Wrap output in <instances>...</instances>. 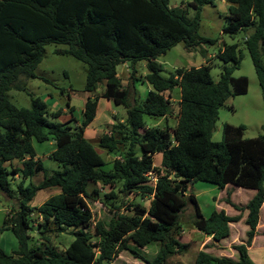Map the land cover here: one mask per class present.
<instances>
[{"label":"trees","instance_id":"16d2710c","mask_svg":"<svg viewBox=\"0 0 264 264\" xmlns=\"http://www.w3.org/2000/svg\"><path fill=\"white\" fill-rule=\"evenodd\" d=\"M224 1L228 4V25L223 32L250 30L244 45L264 107V0ZM211 2L190 0L186 5L193 15L189 17L182 8L171 7L169 0H0V193L10 196V176H20L14 191L17 209L0 227V231L12 233L17 246L10 254L0 248V264H104L123 250L145 264H165L169 256L186 248L174 235L187 204L193 209V226L213 241L228 237L229 223L239 221L241 212H247L245 241L231 246L237 260L199 251L194 264H252L247 247L264 204V135L243 138V125L223 124L221 140H211L219 108L228 98L247 90L245 77H232L241 60L237 44L219 50L218 58L232 65L223 67L216 82L210 77L208 63L177 68L163 77L157 62L180 42L189 50L204 41L197 33L200 10ZM47 44L65 45L55 53L86 65L85 92L93 94L103 82L100 96L86 98L77 127L67 124L70 119L50 121L48 116L57 118L60 111L48 114L45 103L37 97L30 98L27 108H17L6 96L12 89L24 91L26 81L36 77L35 69ZM138 61L146 62L144 79L151 89L143 101H130L128 89L119 83L116 66L129 62L133 67ZM174 88L179 89L175 126H145L144 116L168 115L171 104L164 93ZM99 98L122 106L125 118L99 134L93 145L84 131L95 118ZM48 140L55 145L49 158L58 164L51 173L36 158L32 145L33 141ZM94 146L115 156L109 170L103 169L105 162ZM157 153L161 154L160 168L152 161ZM13 161L20 167L7 170L4 164ZM37 174L42 179L33 184L31 179ZM150 174L154 183L149 180ZM26 180L30 182L27 186ZM197 181L219 190L230 184L252 189L255 194L239 206L227 193L225 203L238 214L227 216L223 210H214L205 218L195 196L186 194ZM96 184L110 188L119 184L120 194L150 198L149 205L144 208L129 203L125 210L129 214L118 212L121 206H117L107 226L96 222L90 231L91 213L85 198L89 196L88 187ZM49 187L59 188V193L37 207H28L37 191ZM115 195L111 192L108 197ZM33 212L41 220L37 225L41 242L29 247L33 229L29 216ZM64 232L73 236L64 250L49 245L50 233ZM129 241L139 248L158 242V251L148 261L127 246Z\"/></svg>","mask_w":264,"mask_h":264},{"label":"rangeland","instance_id":"374dc122","mask_svg":"<svg viewBox=\"0 0 264 264\" xmlns=\"http://www.w3.org/2000/svg\"><path fill=\"white\" fill-rule=\"evenodd\" d=\"M189 1L169 0V4L173 8H182L185 10L187 16L191 17L193 11L187 8L186 5ZM227 25L228 4L224 0H212L211 4L202 5L200 10L197 33L204 41L199 46L189 50L180 42L157 58V62L162 66L161 75L163 77H168L177 68L187 69L208 63L210 65V77L216 82L222 73L223 67L232 65L231 63H224L218 58L219 50L224 45L237 44L238 51L241 54V60L238 67L232 72V77H245L247 79V90L245 94L228 98L219 108L218 118L211 134V140L213 142H219L221 140L223 124L234 127L243 125V138H254L264 135L262 91L258 84L250 56L244 45V39L250 33V30H241L237 33L228 34L223 32ZM65 47L62 44L45 45L43 58L35 69L36 77L26 81L24 91L12 89L6 92V96L9 102L17 108H27L30 98L37 97L45 103L48 114L60 111V115L57 118L48 116L50 121L66 122L70 119L71 121H68L67 124L71 127H77L80 125L82 119L81 110L86 98L94 94L100 96L103 91V82L97 86L93 94L85 92L86 65L73 57L58 55L54 51L55 49H63ZM262 62L264 63V54L262 56ZM145 64V61H138L133 67L129 62L116 66L119 83L123 88L128 89L130 101L134 99L143 101L147 92L151 89L150 85L144 79V76L147 74ZM164 96L170 99L171 105L168 115L165 118L144 116L145 126L161 129L165 126H175L178 115L177 101L179 99V89L174 88L169 93L165 92ZM69 108H72L71 114ZM124 118L125 109L122 106L114 105L110 100L99 98L95 118L85 128L84 136L86 139L92 141L93 145H96L95 140L99 134L109 131L113 124ZM1 132L3 130L0 127ZM32 145L36 157L41 160L43 166L49 173L58 169V164L49 158L50 153L55 148L52 140L42 143L33 141ZM94 149L105 162L103 169L105 171L109 170L115 156L105 153L103 149L96 146H94ZM152 161L156 168H160L161 154H155ZM4 166L7 170H10L11 167H20V163L13 161L10 164L5 163ZM10 178H13L11 179V195L7 196L0 193V227L4 219L9 217L12 211L17 209V194L14 191L16 190V185L20 182V176L16 175L15 177V175H11ZM41 179L42 175L37 174L31 179V182L37 184ZM149 180L151 183H154L155 179L153 178V174L149 175ZM29 183V180H26L24 185L27 186ZM119 189V184H115L112 188L100 186L99 184L88 187L87 192L89 196L85 198V201L91 213L90 231H93L96 222H101L104 226H107L117 206H121L117 211L125 214H129L125 211L129 203H138L144 208L148 207L150 198L141 197L136 194L123 196L118 192ZM93 190H97V193H94ZM225 191L230 193V198L236 204L246 203L250 193L247 189L238 188L234 185H229L227 190L225 189L223 192H220L212 184L197 181L189 187L186 194H193L195 196L200 213L206 218L214 210H224L226 215L234 213V210L225 204ZM111 192L116 195L114 197H108ZM57 193H59V188L56 187L40 189L27 205L30 208L37 207L47 198ZM221 196L223 198L219 200ZM262 215H264V211H262ZM29 218L33 229L29 232L30 240L28 244L29 247H34L41 242L37 234V225L41 220L37 217L36 212H33ZM192 220L193 209L190 204H187L180 214L177 232L174 235L180 243L186 245V248L180 253L169 256L165 264H194L197 252L200 250L207 251V248L212 246L211 243H205L207 237L193 226ZM230 230L231 235L228 240L234 239V242H237L244 239L247 227L244 221L240 220L239 222L230 224ZM49 239V245L61 251L71 243L73 236L68 232L62 234L50 233ZM239 243L241 242L237 244ZM16 246V239L10 231H0V248L4 252L10 253ZM127 246L136 251L144 259L150 261L156 255L159 243L152 242L139 248L129 241ZM210 253L214 254L215 252L211 251ZM249 259L264 264L263 258L259 260V256L253 252H250ZM104 264H145V262L143 259L135 257L129 250H123L111 262Z\"/></svg>","mask_w":264,"mask_h":264},{"label":"crops","instance_id":"0c3cea01","mask_svg":"<svg viewBox=\"0 0 264 264\" xmlns=\"http://www.w3.org/2000/svg\"><path fill=\"white\" fill-rule=\"evenodd\" d=\"M91 124V123H90ZM89 124V125H90ZM88 125V126H89ZM85 132V131H84ZM37 158V157H36ZM16 177V176H15ZM230 184H227L224 189L220 190V192H223L225 189L227 190V187H229ZM239 188V187H238ZM243 189V188H242ZM248 191H250L249 193V197L247 198L246 200V203L248 202L249 199H251L253 197V195L255 194V191L252 190V189H247ZM225 194H227V192L225 191ZM230 195V193H229ZM223 197L221 196V198L219 200H221ZM226 198V196H225ZM230 198V196H229ZM230 201L234 204H236L235 202H233V200L230 198ZM246 203L244 204H236V205H239V206H243L245 205ZM226 204V203H225ZM227 205V204H226ZM229 206V205H228ZM230 207V206H229ZM233 209V208H232ZM234 210V209H233ZM215 211H219V210H215ZM224 211V210H223ZM262 211H264V204L260 207L259 209V215H258V223L256 225V233L254 235V237L252 238V241L250 243V246L247 247V254H248V257L250 258V252H253L255 253V255L259 256V260L261 258H263L264 260V237L262 236V232L264 231V215H262ZM237 211L234 210V213H231V215H227V216H235L237 215L236 214ZM246 215H247V212L246 211H243L241 212V217H240V220H245L246 219ZM239 220V221H240ZM237 221V222H239ZM232 223H236V222H232ZM232 223H229V235L228 237L226 238H223L219 241H213L211 239V237L209 236H206L207 239L205 241V243H211L212 246L210 248H207V251H203V250H200V251H203V252H206V253H209L211 254L210 252L213 251L215 252L214 254H211V255H214L216 257H229L233 260H237V253L231 249V246L232 245H235L237 244L238 242H244L245 241V236H244V239H241L240 241H237V242H234V239L233 240H228L230 235H231V230H230V224ZM12 234V233H11ZM245 235V234H244ZM224 241H227V242H224ZM258 245V246H256ZM227 248V249H226ZM16 249V248H15ZM13 249V250H15ZM12 250V251H13ZM11 251V252H12ZM210 251V252H208ZM10 252V253H11ZM199 252V251H198ZM6 253V252H5ZM10 253H7V254H10ZM252 262V264H260L258 263L257 261H253L252 259L250 260ZM260 262V261H259Z\"/></svg>","mask_w":264,"mask_h":264},{"label":"built area","instance_id":"2783aa9c","mask_svg":"<svg viewBox=\"0 0 264 264\" xmlns=\"http://www.w3.org/2000/svg\"><path fill=\"white\" fill-rule=\"evenodd\" d=\"M155 182V181H154Z\"/></svg>","mask_w":264,"mask_h":264}]
</instances>
